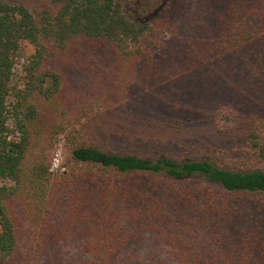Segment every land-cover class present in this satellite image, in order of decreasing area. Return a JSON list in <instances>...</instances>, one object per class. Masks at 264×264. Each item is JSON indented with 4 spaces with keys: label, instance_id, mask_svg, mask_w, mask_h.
<instances>
[{
    "label": "trees",
    "instance_id": "obj_1",
    "mask_svg": "<svg viewBox=\"0 0 264 264\" xmlns=\"http://www.w3.org/2000/svg\"><path fill=\"white\" fill-rule=\"evenodd\" d=\"M48 2L34 13L0 0V264H264V0H190L182 37L168 5L136 23L117 0ZM165 35L179 43L162 72L143 74L145 109L161 112L146 130L101 125V95L68 94L63 69L79 44L112 46L135 78ZM180 109L192 111L186 124ZM201 122L241 148L196 154ZM60 136L69 158L55 176ZM20 196L34 207L26 232Z\"/></svg>",
    "mask_w": 264,
    "mask_h": 264
},
{
    "label": "rangeland",
    "instance_id": "obj_2",
    "mask_svg": "<svg viewBox=\"0 0 264 264\" xmlns=\"http://www.w3.org/2000/svg\"><path fill=\"white\" fill-rule=\"evenodd\" d=\"M10 3L22 2L26 4L34 13H38L43 9H49L48 0H7ZM125 14L130 16V18L136 23L148 22L155 18L158 14L161 17H165L163 11L165 6L168 5L171 9L174 24L180 26V22L183 16L185 19L192 18L195 9L193 5H189L190 0H117ZM191 7L189 10L188 7ZM182 9L184 12L178 11ZM183 15V16H182ZM175 17V18H174ZM182 23L181 26L186 28ZM177 32L176 36L182 37L183 28ZM164 43H162L166 48L156 49L154 53L156 54L157 62L154 65H145L141 62L138 65V71L135 74V78L131 76L130 73H126L121 70V66L115 58L112 46L102 43L94 44H79L78 47L73 49L69 56V62L64 68L65 81L64 84L68 87V94L72 99L79 98L80 96L87 97L91 95H101L102 98H97L95 102L96 106V116L95 121L99 122L101 125L107 126H117V123L122 125L119 128H124L126 131L132 130H146L149 127L150 121H158L161 112L157 110L151 114L145 109L144 104L146 102H152V98L149 97V92L152 89L151 83L145 79V75L149 70H155L156 72H162L166 66L162 65L163 57H167L170 48V41L174 43H179L170 39V35H165ZM175 36V35H174ZM170 39V40H169ZM170 43V44H169ZM25 49L28 54L33 52V48L29 44H25ZM177 47L175 48V50ZM21 65L22 60L15 66L13 71V79L16 80L21 75ZM153 70V71H154ZM145 74V75H143ZM140 79H138V77ZM143 80V81H142ZM152 82V81H151ZM75 89V90H73ZM157 89V88H156ZM78 91V92H77ZM157 94L158 92L155 91ZM169 103L178 102V98L175 100L172 97H160ZM177 99V100H176ZM206 101L204 97L184 100L181 104H187L189 107L193 102ZM126 103L122 108L119 107V103ZM141 103V106H140ZM109 109L108 106L109 105ZM208 108H204L201 113V117L207 116ZM191 110L174 111L172 113L173 118L180 124L188 123L186 120L191 117ZM121 115H120V114ZM79 128V125L77 124ZM140 127V129H138ZM198 130L195 133V140L197 145L194 146L195 153L197 152H207L215 151L216 153H224V151L231 153L232 151H238L241 146L235 138H230L224 135L216 133L209 125L208 122H201L197 124ZM193 137V138H194ZM202 150V151H201ZM51 162L50 171H52L55 176H62L67 171V159L69 158V148L66 145L63 136L58 137L54 144V148L51 151ZM227 155V153H226ZM237 155L232 154V159ZM6 183V182H3ZM18 209L20 216V224L22 230L26 232L28 223L30 224V219L34 212L33 203L26 196H20L15 200L13 205ZM7 264H21L17 259L11 260Z\"/></svg>",
    "mask_w": 264,
    "mask_h": 264
}]
</instances>
